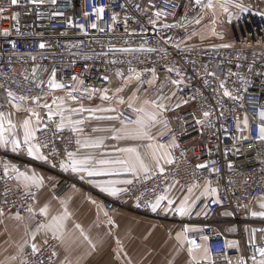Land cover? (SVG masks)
Segmentation results:
<instances>
[{
  "label": "built area",
  "instance_id": "built-area-1",
  "mask_svg": "<svg viewBox=\"0 0 264 264\" xmlns=\"http://www.w3.org/2000/svg\"><path fill=\"white\" fill-rule=\"evenodd\" d=\"M234 2L249 11L229 6L243 32L232 45L223 47L186 43L189 28L180 23L183 0H17L15 5L11 0H0V113L8 114L16 104L32 109L51 98L70 99L68 92L73 88L79 89L72 93L77 97L74 102L92 103L102 100L104 90L109 92L114 83L122 93L155 100L163 96L168 110L162 117L167 126L159 142L170 146L175 140L176 146L169 147L172 162L163 172L154 167L134 178L116 196L89 192L104 200L108 212H131L174 223L182 230L186 226L201 227L199 233L187 235L201 248L207 245V264H254L252 257L259 261L257 249L264 247V222L255 223L242 215L264 196V140L258 138L262 123L259 113L264 111V8ZM101 7L104 11L98 16L94 9ZM189 8L196 13L202 7L193 0ZM157 12L161 13L159 17ZM53 71L55 80L67 86L65 89L49 88ZM225 88L238 99L224 96ZM93 89L96 91L91 94ZM9 91L28 99L13 100ZM37 96L41 98L39 103L32 99ZM204 111L211 116L205 118ZM123 118L127 120L129 115L125 112ZM59 122L58 115L46 118L35 134L33 143L39 144L40 153L47 157L44 163L35 161L26 145L15 152L0 146L2 213L14 212L27 218L34 213L28 208L34 209L39 194V188L26 189L20 184L17 172H11L12 164L19 172L30 166L52 175L57 180V198L72 187L82 186L61 167L69 162V152L78 151L79 132L69 126L61 130ZM19 137L23 139L21 134ZM201 164L206 167H198ZM205 185L216 189L217 195L203 198L191 215L151 210V205L172 186ZM217 197L219 203H214ZM202 209L208 213L199 219ZM223 212L228 217H223ZM42 222H47L46 217L35 213L32 228L36 230ZM245 223L261 225L256 243H246L242 230ZM229 226L238 228V234L229 233ZM231 239L242 240V250H230ZM58 246V238L45 236L37 252L31 246L24 250L20 263L53 264Z\"/></svg>",
  "mask_w": 264,
  "mask_h": 264
},
{
  "label": "crops",
  "instance_id": "crops-1",
  "mask_svg": "<svg viewBox=\"0 0 264 264\" xmlns=\"http://www.w3.org/2000/svg\"><path fill=\"white\" fill-rule=\"evenodd\" d=\"M239 1H244L243 3L246 2L249 5L251 4V7H254V4H257V1L260 2L261 0ZM213 2L215 3L216 0H213ZM192 4L193 0H183L184 7L180 23L188 25L189 28V33L185 38L186 43L190 44L187 39L190 36V41L193 40L196 44L205 45L206 41L213 38V36H210L209 34L211 28L217 29L218 27H222L231 31L234 41L235 39L237 40L243 32V28L236 18L235 11H233L230 7L229 11L232 15L229 17V15L223 12V10L218 6L215 9L202 7L199 11L193 13V11L189 8ZM197 19L200 20L199 24L196 23ZM213 21H215V23H213ZM194 26L196 28L199 27V29L197 28V30L195 28L196 30L193 34L192 29H194ZM219 33L218 36H221ZM116 89L118 88L116 83H114L109 92H107V95L112 97L111 100L102 99L92 103L73 101L74 108H108L112 107L115 99L117 100L120 98L126 102L122 104L121 107L123 108L121 110H124L123 114L126 112L129 117L135 119L137 114L132 108L128 107V102L131 101V98L134 95H130L128 92H125L119 97V93H122V91L117 92ZM136 97H138V99L133 102V107L142 106L145 107L147 111H155L151 104H143V101L146 99H155L148 98L147 96ZM109 104H111V106ZM58 105H61L66 109L72 108L60 100L52 106L53 112L58 110ZM26 109L28 108H16L4 115V135L9 139L14 136L20 139L19 134H21L23 138L22 124L25 119L31 118L33 127L40 128L44 120L48 118L49 110L47 108L43 106H36L32 108L39 114L40 117L39 124H37L35 116H33L31 112L26 111ZM118 112L117 114L96 112L95 115H120L121 112ZM67 113L69 114V112H65V116H71L72 120H76L72 118L73 116H77L79 118L80 116L87 115V117H91L90 119L83 120L82 125L80 124L75 126L82 129V131L79 132L80 146L78 151L75 153L76 159L82 160L86 157H93L91 165L101 167L98 163H96L97 161L102 159L114 160L117 158H127V154L118 152L117 149L134 146L139 149L142 156H145L146 162L149 163L150 170L154 167L159 169L160 167L165 168L168 164H170L161 160L160 167H157L154 162L147 160V155L152 151V149L147 148L146 145L160 144L159 138L161 137V131L165 126V119L162 115L158 118V121L148 129L149 134L153 137L152 140H116L112 139L113 136L117 135L113 129L121 128V121L127 123V120L124 119L123 116H120L119 120H97L88 112L81 114L70 113L69 115ZM8 120H11L12 123L16 125L15 129H11L9 131ZM68 126L73 127L66 123V127ZM128 127L131 128L134 127V125H128ZM97 139L103 140V145L101 147H84V144ZM2 147L6 150H12L11 144L7 147ZM164 152L169 153L172 160V151L169 147L160 150L157 155ZM33 158L38 163L45 162V160L36 159L34 156ZM12 166L15 165L12 164ZM12 166L11 172L15 173V171L12 170ZM68 170L73 178L78 180L81 184H84V188L91 187L107 196L113 195L102 191L101 188L97 186L98 184H103L107 181H114L116 182L114 184L116 188L126 189L129 184L122 183V181H132L138 176L147 174L143 171H138L135 175L132 173L121 172L119 175L88 177L86 173H76L72 172L71 169ZM22 172L28 175L35 174L37 177H43V185L39 187V194L37 195L34 203V213L30 216L27 218L20 216L21 219H17V214L14 212L3 213L0 215V264H21V255L28 246L35 243L38 248L45 236H52L50 232L45 233L41 231L36 233L35 240L32 239L33 233L36 232V230L32 228L34 214L40 213V208H42L45 204L49 206V215L46 217L47 222L51 220V217L61 214L65 207L71 213V217L66 222V228L63 232L62 238H58L60 240V244L57 248L53 264H192L191 257L187 251V241H184L181 246V243L175 239L176 235L183 231L180 226L174 223L150 220L135 213L121 210L111 213L106 212L97 200L88 196L82 188L72 187L62 197L57 198L54 196V190L57 187V180H55L48 172L30 166ZM15 175L17 177L18 173H15ZM82 175L84 176V179L80 178ZM18 180L26 189L37 188L32 184H29L26 187V182L23 178ZM190 188L192 189L191 192L188 191ZM190 188H181L179 186L170 187L165 196H167L168 199L173 200L174 203L169 206L167 200L162 201L158 210L167 211L169 207L176 208L185 200V198H187L188 203L192 205L193 212L199 202L203 198L208 197L203 195L205 188H209V190L211 189L208 185L200 188ZM93 201H95V203H93ZM261 203H264V196L257 199L248 210H243V217L254 221L255 223L264 222V217H253L251 215L253 211H264V209H261L260 207ZM207 213L206 209H202L198 216L199 219L206 217ZM222 216L228 217V213L223 212ZM109 221H112V223L110 224ZM75 224L81 225L84 233L91 239L92 244H95V248L84 240V237L80 234V230L75 228ZM191 229H194V231L190 232L196 234L199 233L202 228L199 226H193ZM253 229L255 231H252ZM260 229L261 225L259 224H243L242 230L246 243H256ZM227 231L234 235L238 234V228L235 226H229ZM117 241H119V244ZM230 244L232 245L231 247L229 246L230 250H242V240L231 239L229 241V245ZM204 249H208L206 244H204L203 247L196 253L200 264H207L210 260L209 251L205 253ZM205 255L207 256V259L204 258Z\"/></svg>",
  "mask_w": 264,
  "mask_h": 264
},
{
  "label": "snow or ice",
  "instance_id": "snow-or-ice-1",
  "mask_svg": "<svg viewBox=\"0 0 264 264\" xmlns=\"http://www.w3.org/2000/svg\"><path fill=\"white\" fill-rule=\"evenodd\" d=\"M12 4H16L17 0H11ZM33 3H37L38 0H32ZM39 2H42V0H39ZM195 3L197 5H200L203 8L207 9H215L217 6L223 10V12L227 13L229 17L232 15V13L229 11V6H233L237 9H239L241 12H248L249 9L242 5L241 3H235L234 0H216L214 3L213 0H207V3H203V0H195ZM94 11L97 13L99 16L100 14L103 13L104 9L97 8L94 9ZM157 17L161 15V13L157 12L156 13ZM196 23L199 24L200 20L197 19ZM215 23V21H213ZM82 27V26H81ZM93 28H96L97 25L93 24ZM168 27V25H166ZM8 33L5 32V35ZM212 34L216 35L217 33L215 32V29H212ZM222 38V37H221ZM41 48L44 47L43 44L40 45ZM223 47H229V45L225 44ZM149 51H153V49H149ZM33 59H35L33 57ZM134 71V70H132ZM154 72V70H152ZM171 71V69H169ZM179 75V73H177ZM212 75H215L214 73ZM135 78L139 79L140 74L136 73ZM76 77H73V80H75ZM107 79V77H105ZM129 80L132 79L130 76L128 78ZM80 84H83V81H79ZM181 81H173V84H179ZM48 86L51 89H65L67 86L63 83H59L55 80V71L52 72L51 79L48 81ZM221 87L223 88L224 85L223 83L221 84ZM79 91L78 88H73L70 92H68V96L71 100L75 101L77 97L73 95V92ZM95 89H93V92L91 94L95 93ZM117 92L121 91L120 88L116 89ZM90 94V95H91ZM224 96H228L232 99H238V97H232V94L225 88L224 90ZM8 96L12 97L13 100L19 99L20 101H24L28 99L25 96H19L16 97L11 91L8 92ZM34 102L39 103L40 97H34L32 98ZM103 100H111L112 97L107 95V89L104 90V94L102 96ZM138 97L135 95L131 98V101L128 102V107L132 108L133 111L137 114L135 119H132L131 117L127 118V123L124 121H121V128L119 129H113L117 133V135L113 136L112 139L116 140H152L153 137L149 134L148 129L150 126L154 125L157 121L158 118L163 114L164 111H167V107L162 101L165 99L163 96L159 98V100H144L143 104L144 105H149L151 104L155 111H147L145 107H133V102L137 100ZM56 100H62V98H54L53 103H56ZM120 104L126 103L123 99H120L118 101ZM184 103H188V101H183ZM17 109L20 108L19 104L14 105ZM180 105L177 104L176 107H179ZM43 107L47 108L49 110L48 112V118L51 120L53 116L58 115L60 117V122L58 124V128L63 130L66 126V123L68 125L73 126L72 130L75 132H81L82 129L79 127H75L76 125H80L83 123V120H72L71 116L66 117L65 112L73 113V114H81L84 112H88L91 115L95 117L97 120H119L120 115H109V116H96V112H104V113H115L117 111L116 108L114 107H108V108H96V109H86V108H63L61 105H58V110L56 112L52 111V105L45 103ZM26 111H29L32 113L33 116H35L37 124H39L40 117L39 114L36 113L33 109H26ZM122 115V114H121ZM223 115V113H221ZM203 116L205 118H208L211 116V113L208 111L203 112ZM260 119L262 121L261 126L259 128V135L258 138L260 140H264V111H261L259 113ZM4 114L0 113V146L7 147L9 144L12 145V151H18L20 150L22 144L27 146V151L30 156H34L36 159H41V160H46L47 157L43 156L40 153V145L39 144H34L33 141L36 139L35 133L36 131H39V128L33 127L32 125V120L31 118L25 119L23 121L22 127H23V139L16 138L15 136L11 139L6 137L4 135ZM204 121L198 120L197 123H203ZM165 127L167 126V122L165 121ZM248 121L247 118L244 120V124L247 125ZM8 125H9V131L11 129H15L16 125L12 123L11 120H8ZM128 125H134V127L129 128ZM239 127V125H238ZM77 143L80 144V141L77 140ZM103 145V140L102 139H97L94 140L90 143L84 144V147H101ZM175 140L173 139L172 145L166 146L164 144H157V145H152L148 144L146 145L147 148L152 149L150 153L147 155V160L154 162L155 166L160 167V162L163 160L165 163H171V158L170 154L167 152H164L160 155H157V153L160 152V150L165 149L166 147H175ZM118 152L125 153L127 154V158L124 159H114V160H108V159H102L97 161L101 167H95L91 165V162L93 160V157H86L85 159H76L75 158V153L69 152L68 158L69 162L68 163H62L61 167L64 168V170L71 169L72 172L76 173H86L88 177H94V176H107V175H119L121 172H126V173H132L135 175L138 171H143L145 173H148L150 171V166L149 163L146 162L145 156H142L139 149L137 147L131 146V147H125V148H119L117 149ZM119 166V167H116ZM198 167H206V165H198ZM8 166L5 165V170L7 171ZM12 170L18 173L17 179L23 178V180L26 182V187L29 184L35 185L37 188L41 187L43 185V177H37L35 174L28 175L24 172H19V169H17L15 166H12ZM160 171L163 172L164 169L163 167H160ZM81 179H84V176L82 175L80 177ZM116 182L114 181H107L104 182L103 184H98L97 186L101 188L102 191L110 193L113 196H116L119 194L121 191H125L126 189H120L116 188L114 186ZM122 183L125 184H131V180H125L122 181ZM189 192L192 191L190 188L188 190ZM203 195L205 196H216L217 192L216 189H211L205 188ZM167 200L168 205L171 206L174 201L171 199H168L167 196H160L154 204L151 205V210L155 212L160 206L161 202ZM214 203H219L218 197L216 200L213 201ZM63 203V202H62ZM95 203V201H93ZM261 209H264V203H261L260 205ZM169 211H174L178 213L180 216H186V215H191L192 213V205L188 203L187 198L183 202H181L175 209H172L169 207ZM28 211L31 213L33 212V209L31 207L28 208ZM40 214L43 215L44 217H48L49 215V206L45 204L42 208L39 210ZM2 211H0V215H2ZM253 217L260 216L264 217V211L260 212H255L253 211L251 213ZM71 217V213L68 211V209L65 207L64 211L56 216L51 217V220L48 222H42L37 225L36 232L33 233L32 239L35 240L36 233H39L41 231L45 233H51L53 238H62L63 232L66 228V222L67 220ZM17 219H21L19 214L17 213ZM111 224L112 221H109ZM75 228L80 230V234L84 237V240H86L93 248H95V244H92L91 239L84 233L83 228L79 224H75ZM194 231V229H191L189 227H185L182 232L178 233L175 237L176 241L181 243V246L183 245L184 241H187L188 245H190L187 249L190 257L192 264H200V261L197 259V251L201 248V245L196 242L195 239H190L188 237V232ZM252 231H255L254 229ZM203 239H207V237H203ZM47 243V241H45ZM119 244V241H117ZM230 247L232 246L231 244L229 245ZM31 248L33 252H37L38 248L35 243L31 244ZM259 252V255L261 259L259 261L256 260V257L253 256L252 260L254 264H264V247H260L257 249ZM205 253L208 252V249H204ZM207 259V256L205 255L204 257ZM240 264H245L244 261H241Z\"/></svg>",
  "mask_w": 264,
  "mask_h": 264
},
{
  "label": "rangeland",
  "instance_id": "rangeland-1",
  "mask_svg": "<svg viewBox=\"0 0 264 264\" xmlns=\"http://www.w3.org/2000/svg\"><path fill=\"white\" fill-rule=\"evenodd\" d=\"M262 1V2H261ZM260 2L259 1H257V4H254V7H256V8H259V9H261V8H264V0H261ZM240 2H242V1H240ZM244 2V1H243ZM242 2V3H243ZM262 3V4H261ZM244 4H247L246 2L244 3ZM247 5H249V4H247ZM249 6H251V4L249 5ZM196 27L194 26V29H192L193 30V34L195 33V30L198 28L199 29V27H197L196 29H195ZM197 29V30H198ZM212 29L213 28H211V30L209 31V34H210V36H213V38L211 39H209V41H206V44L205 45H211V46H223V45H225V44H227V45H232V43L234 42V38H233V36H232V32L231 31H229V30H227V29H224V28H222V27H218L217 29L216 28H214V29H216V32H220L219 34L221 35V36H218V33L216 34V35H213L212 34ZM221 32H223V33H221ZM192 35V34H191ZM222 37V38H221ZM188 40H189V43H190V45H196V43L192 40V41H190V36L187 38ZM236 40V39H235ZM198 44V43H197ZM121 94H123V93H119V97L121 96ZM59 98H62V102H65L66 104H68V106L69 107H72V108H74V103H73V101L72 100H70V99H68V98H66V97H59ZM116 100V99H115ZM114 100V104L112 105V107H114L115 106V108L117 109V111L115 112V114H117V112L118 111H120L121 113H120V116L122 117L123 116V112H124V110H121V109H123V108H121L122 107V104H120L118 101L120 100V98H118L116 101ZM57 101H60V100H56V102ZM46 103L47 104H50V105H54V103H53V98H51V99H49V100H47L46 101ZM110 106H111V104H109ZM68 114V113H67ZM70 114V113H69ZM68 114V115H69ZM114 114V115H115ZM118 114H119V112H118ZM122 114V115H121ZM112 115V114H111ZM113 115V116H114ZM73 119H76V120H87V119H90L91 117L90 116H88L87 117V115H85V116H80L79 118L77 117V116H73L72 117ZM83 124V123H82ZM81 124V125H82ZM85 126V125H84ZM85 131V130H84ZM83 131V132H84ZM87 131V130H86ZM73 188H82V189H84L85 190V193L88 195V196H90V197H92V198H95L96 200H97V202L104 208V210L106 211V212H108L106 209H105V207H104V200L103 199H101V197L100 196H98L97 194H95V193H92V192H89V189H91L93 192H96V193H99L100 195H105V194H103V193H101V192H99L98 190H95V189H93V188H91V187H87V188H84V184L82 183V186H75V187H73ZM55 191V190H54ZM55 196V195H54ZM105 196H107V195H105ZM115 211H118V210H115ZM114 212V211H113ZM111 213V212H110ZM145 218V217H144ZM148 219V218H147ZM46 220H47V218H46ZM151 220V219H150ZM59 244H60V240H59ZM22 256V255H21ZM55 259V258H54ZM54 262V261H53Z\"/></svg>",
  "mask_w": 264,
  "mask_h": 264
}]
</instances>
